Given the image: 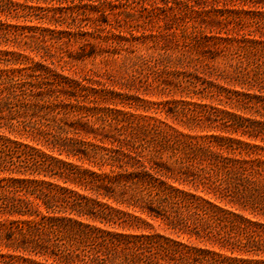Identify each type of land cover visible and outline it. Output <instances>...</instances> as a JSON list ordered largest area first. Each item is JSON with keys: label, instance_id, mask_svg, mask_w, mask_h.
Masks as SVG:
<instances>
[{"label": "trees", "instance_id": "16d2710c", "mask_svg": "<svg viewBox=\"0 0 264 264\" xmlns=\"http://www.w3.org/2000/svg\"><path fill=\"white\" fill-rule=\"evenodd\" d=\"M93 2L0 0V264H264V0L117 88L55 67L101 55Z\"/></svg>", "mask_w": 264, "mask_h": 264}, {"label": "rangeland", "instance_id": "374dc122", "mask_svg": "<svg viewBox=\"0 0 264 264\" xmlns=\"http://www.w3.org/2000/svg\"><path fill=\"white\" fill-rule=\"evenodd\" d=\"M91 1H94V4L102 2L100 4L101 16L100 13H91L86 16L88 18H85V21L91 25L95 22L104 27L103 41L89 39L96 45L95 51L101 55L86 58L83 61L69 60L65 57L64 61L56 62L55 67L57 69L62 67L64 72L71 77L79 79L88 76L93 80L106 81L108 87L117 88V82H124L128 78L125 66H130V62L125 60L126 56L133 57L141 53L156 54L165 49L173 56L177 55L184 35L188 36L187 34L195 30L198 31L196 36L216 35V33L225 35L226 31L230 34L256 31L255 24L251 23L250 18L248 21L247 19L234 20L230 16L224 19V16L217 14V9L236 11L242 7L255 10L263 0H249V2L243 0ZM23 24L37 25V22L34 20L28 22L21 18V25ZM64 50L73 54L80 50L79 44L73 43ZM107 76L112 80L105 79L108 78ZM144 98L155 102L167 99L156 96H144ZM137 113L163 119L162 116L151 112L139 110ZM90 223L103 227L99 223ZM149 223L152 225L150 231L175 237L170 231L164 229L160 221H149ZM182 239L185 240V238Z\"/></svg>", "mask_w": 264, "mask_h": 264}]
</instances>
